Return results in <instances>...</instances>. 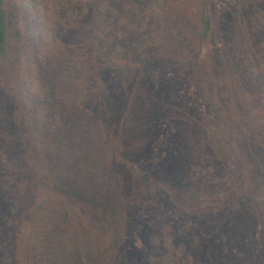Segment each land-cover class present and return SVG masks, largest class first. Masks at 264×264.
Returning a JSON list of instances; mask_svg holds the SVG:
<instances>
[{"label":"rangeland","instance_id":"374dc122","mask_svg":"<svg viewBox=\"0 0 264 264\" xmlns=\"http://www.w3.org/2000/svg\"><path fill=\"white\" fill-rule=\"evenodd\" d=\"M236 3L200 41L198 0H8L0 264H264V18Z\"/></svg>","mask_w":264,"mask_h":264},{"label":"trees","instance_id":"16d2710c","mask_svg":"<svg viewBox=\"0 0 264 264\" xmlns=\"http://www.w3.org/2000/svg\"><path fill=\"white\" fill-rule=\"evenodd\" d=\"M212 1L213 0H198V22L199 28L197 36L200 41H206L212 38L214 31L217 28L218 19L212 13ZM237 3V9L250 10L256 18H264V0H235ZM236 8V7H235ZM11 37V27H10V11L8 7V0H0V61L6 56L9 49ZM198 53V52H197ZM197 53L195 56L185 55L182 58V64L189 75L190 82L197 88L200 93L204 104L209 113L210 126L209 130L212 136L215 150L217 152L218 158L222 163L225 170L232 173L233 167L231 165V160L227 154L224 144L220 141L218 132L223 126L225 119L224 109L221 107L220 103L213 95L208 81L202 76L200 70L197 66L198 58ZM113 69H118L116 66ZM111 68V76H115V71ZM141 187V184H140ZM142 187L143 192L139 197L131 196L126 202L125 208H130L136 210L139 216L143 217L145 215V206L143 198L149 193L150 189L153 187L152 173L150 170L143 172L142 176ZM244 197L245 193H241ZM243 199L247 200L246 197ZM128 230L135 227L138 230L139 220L138 218L132 220L131 217L128 218ZM134 224L131 225V224ZM171 264V263H170Z\"/></svg>","mask_w":264,"mask_h":264}]
</instances>
